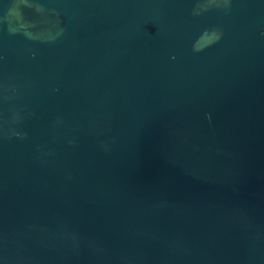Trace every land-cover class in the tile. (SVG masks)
Listing matches in <instances>:
<instances>
[{
  "label": "water",
  "instance_id": "water-1",
  "mask_svg": "<svg viewBox=\"0 0 264 264\" xmlns=\"http://www.w3.org/2000/svg\"><path fill=\"white\" fill-rule=\"evenodd\" d=\"M0 264H264V0H0Z\"/></svg>",
  "mask_w": 264,
  "mask_h": 264
}]
</instances>
